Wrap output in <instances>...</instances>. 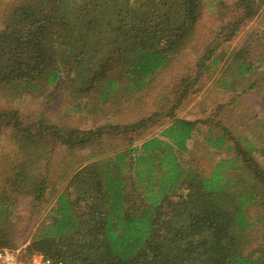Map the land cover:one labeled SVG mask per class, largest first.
Returning <instances> with one entry per match:
<instances>
[{
	"label": "trees",
	"instance_id": "16d2710c",
	"mask_svg": "<svg viewBox=\"0 0 264 264\" xmlns=\"http://www.w3.org/2000/svg\"><path fill=\"white\" fill-rule=\"evenodd\" d=\"M204 1L210 7L217 0L10 1L0 24V94L47 98L59 88L79 107L85 100L104 104L115 92H139L184 48ZM230 8L218 34L225 40L264 16V0H235ZM215 49L198 58L203 70L217 65ZM230 52L216 80L227 90L231 76L246 75L255 63L247 47ZM185 82L193 88L196 78ZM168 116L159 136L141 139L153 115L80 130L43 116L23 121L17 110L0 109V132L9 131L19 158L10 165L9 186L0 188V248H9L12 234L7 189L28 188L34 202L44 196L48 180L37 173L39 151H52L56 142L85 148L104 128L127 144L75 170L69 190L58 194L33 233L31 253L60 264H264V168L253 154L264 147L220 122L214 132L206 124L203 141L229 151L206 169L194 155L183 156L201 119ZM136 137L141 141L132 145Z\"/></svg>",
	"mask_w": 264,
	"mask_h": 264
},
{
	"label": "rangeland",
	"instance_id": "374dc122",
	"mask_svg": "<svg viewBox=\"0 0 264 264\" xmlns=\"http://www.w3.org/2000/svg\"><path fill=\"white\" fill-rule=\"evenodd\" d=\"M10 1L14 0H0V24L5 8ZM234 1L217 0L210 7L204 1L199 21L195 27L190 28L192 36L187 39L184 48L171 57L168 65L157 73L151 85L139 92L135 91L127 96H120L118 93L121 92H115L116 94L104 104L96 103L95 100H85L80 102L79 107L73 102L66 101L59 88L47 98L23 95L17 99H9V97L0 94V109L17 110L23 121H31L43 116L58 127L80 130L96 129L97 125L104 123L123 127L128 123L137 122L153 115L152 120L149 119L146 122L141 139L149 135L159 136L162 127L170 120L168 116L170 112L176 117L190 121L201 119L196 124L200 133H196L195 137L188 141L190 152L183 156L187 160L191 154L194 155L201 160V164L206 169L229 154V151L224 147V149L215 150L205 140L203 141L201 134L206 130V124H209V128H212L213 131L214 123L220 122L225 127L234 129L235 134L245 135L255 146L263 148L264 16L258 14L252 20H248L233 37L225 40L218 34L222 32V26L231 19L230 11L235 7L229 9V6ZM214 46L216 49L213 55L218 56V63L203 70L202 64L198 65L197 60ZM242 47L248 48L249 60L255 61L253 70L246 75L237 76L234 74L235 77L231 76L230 90L220 88L216 80L222 73L224 61L231 60L232 53L230 51ZM229 53H231L230 58ZM232 65L231 67H233ZM229 76L227 73V77ZM188 77L196 78L193 88L185 86V79ZM204 119L210 120L213 124L209 121H202ZM147 131L148 134H146ZM99 132L98 138H92L94 140L88 143L85 148H70L56 142L52 151H39L40 154L42 153L43 159L38 164L37 173L40 177L46 176L48 180L44 196L40 201H33L28 188H23L27 193L7 189L11 198L8 201L11 212L7 223L12 232L9 234L10 246L8 249H19L25 255L36 253L29 251L31 237L40 226L39 223H42L56 207L55 201L58 194L69 190L70 178L75 170L92 159L106 155L107 149L112 148L117 151L127 144L121 134L109 138L104 128ZM128 135L135 136L130 131ZM139 141H141L139 137H136L132 145H139ZM17 151V147L11 141L9 131H1L0 188L9 186L6 181L10 174V165H16L19 161L16 156ZM253 154L255 160L264 168V153L254 151ZM46 157L50 158L48 163L45 162ZM256 231L257 229L253 231V234ZM262 241L261 246H264V238ZM255 244L259 246L261 241L257 240Z\"/></svg>",
	"mask_w": 264,
	"mask_h": 264
},
{
	"label": "built area",
	"instance_id": "2783aa9c",
	"mask_svg": "<svg viewBox=\"0 0 264 264\" xmlns=\"http://www.w3.org/2000/svg\"><path fill=\"white\" fill-rule=\"evenodd\" d=\"M0 264H60L36 252L25 255L19 249L0 248Z\"/></svg>",
	"mask_w": 264,
	"mask_h": 264
},
{
	"label": "crops",
	"instance_id": "0c3cea01",
	"mask_svg": "<svg viewBox=\"0 0 264 264\" xmlns=\"http://www.w3.org/2000/svg\"><path fill=\"white\" fill-rule=\"evenodd\" d=\"M189 147V146H188Z\"/></svg>",
	"mask_w": 264,
	"mask_h": 264
}]
</instances>
